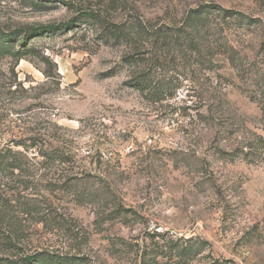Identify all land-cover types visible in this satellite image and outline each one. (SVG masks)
I'll return each instance as SVG.
<instances>
[{"label":"rangeland","instance_id":"rangeland-1","mask_svg":"<svg viewBox=\"0 0 264 264\" xmlns=\"http://www.w3.org/2000/svg\"><path fill=\"white\" fill-rule=\"evenodd\" d=\"M44 25L0 52V256L264 264V0H0Z\"/></svg>","mask_w":264,"mask_h":264},{"label":"trees","instance_id":"trees-1","mask_svg":"<svg viewBox=\"0 0 264 264\" xmlns=\"http://www.w3.org/2000/svg\"><path fill=\"white\" fill-rule=\"evenodd\" d=\"M228 10H225V13L228 14L230 12H227ZM199 12V11H198ZM197 13V12H196ZM200 13V12H199ZM232 17H235L234 14ZM238 19L241 21L249 20L254 21L253 19L248 18V16H245L244 14H239ZM67 26V25H66ZM56 29L55 25H44L40 27H33L30 28V30L23 36L22 34H8L4 32H0V52L3 53H14L12 51V47L8 45V43L14 42L15 39H21L22 40V46L25 47L28 40L34 36L41 35L42 33H46L47 31ZM58 29V28H57ZM19 37V38H18ZM6 45H1V44ZM20 52H16L13 55H20ZM142 87V86H141ZM145 89V86H144ZM40 156L42 157V164H54L55 162H62L64 163L69 159V155L65 151L64 148H60L58 146H49L46 149H41L39 152ZM28 155H26L23 152L20 151H13V150H3L0 151V171L5 170H18L20 173L24 172V168L28 166L29 161ZM83 195V194H82ZM80 197H84L80 196ZM27 206H30V204H26ZM30 210H28L27 213H29ZM46 214V216H45ZM51 213L44 212V216H42V220L46 223H50L52 220V217L50 216ZM49 215V216H48ZM48 216V219L46 218ZM47 219V220H44ZM5 247L6 245H2ZM16 245H8L7 247L3 248L4 250L10 251L11 249H15ZM18 256V257H16ZM15 258H4L0 256V264H85V258L71 255L68 258H61L62 256H58L55 253L51 252H36L26 255L16 254L14 255Z\"/></svg>","mask_w":264,"mask_h":264}]
</instances>
